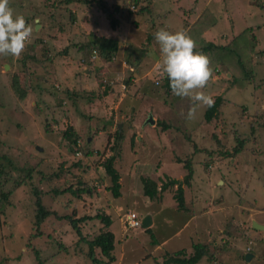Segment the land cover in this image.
Here are the masks:
<instances>
[{"label":"rangeland","instance_id":"374dc122","mask_svg":"<svg viewBox=\"0 0 264 264\" xmlns=\"http://www.w3.org/2000/svg\"><path fill=\"white\" fill-rule=\"evenodd\" d=\"M72 1L10 0L14 13L25 18L33 33L19 58L0 56V155L12 157L18 168L32 169V184L25 193H15L0 211V264H37V256L43 264H92L86 252L80 254L79 237L68 221L50 218L41 227L42 235L31 238L36 231L30 193L36 190L43 206L59 216L109 217V229L118 237L112 264H162L161 253L148 256L150 237L172 235L187 222L191 225L173 240L172 250L164 248L167 253L184 248L189 258L194 254L192 245L200 244L215 263L203 258L197 264H264V0H139L151 15L132 17L138 27L125 21L126 8L137 10L127 6L131 0H104L110 8L121 6L124 13L119 20L128 22L114 31L94 0ZM65 8L78 15L82 31L75 30V35L69 33ZM202 11L210 17L204 18ZM198 17L202 22L197 28L192 23ZM60 21L67 25L62 33ZM188 24L193 26L190 36L194 34L202 46L229 44L227 49L232 51L203 89L214 101L222 100L210 122L204 118L207 107H199L194 120L185 119L191 101L168 93L157 67L160 52L154 33L161 28L186 32ZM89 34L122 43L114 63H104L97 56L88 59V53L81 56L73 48L66 56L61 53L70 40ZM149 35L152 40L144 50ZM37 39L52 50V61L36 67V73L22 72L20 59L31 52L29 46ZM127 42L138 50L127 49ZM33 52L40 58L41 45ZM238 56L246 69L250 67L248 80ZM82 58L90 64L82 63ZM210 62L214 63L213 57ZM3 64L9 66L7 70ZM13 75L28 91L22 102L10 90ZM150 117L154 125L147 123ZM162 124L170 127L164 130ZM69 127L80 141L83 156L68 149L63 132ZM85 152L93 155L85 157ZM110 156L119 160L114 163L122 192L118 199L99 167ZM188 161L193 169L190 186H183L188 212L176 205L177 212L172 211L174 186L155 198L164 200L158 224L147 232L126 229V213H137L141 220L143 213L160 210L158 201L143 196L141 180L151 179L159 187L170 180L182 181ZM79 180L86 188L80 197H53L55 189L78 188ZM252 222L263 230L253 229ZM79 228L89 241L107 230L97 219L80 223ZM246 254L252 256L249 262ZM95 257L107 261L98 250Z\"/></svg>","mask_w":264,"mask_h":264},{"label":"trees","instance_id":"16d2710c","mask_svg":"<svg viewBox=\"0 0 264 264\" xmlns=\"http://www.w3.org/2000/svg\"><path fill=\"white\" fill-rule=\"evenodd\" d=\"M96 2L97 8L101 10L108 18L109 21V26L110 28L114 31L119 27L121 23H128L125 21H131L134 27H138V24L136 21L132 20V17L141 16V15H151V11L144 8L140 7L141 4L139 3V0H131L128 2L130 6L132 5L134 8H137V10L132 12L129 10V7L126 8L127 15L125 17V21L119 20L122 19V14L124 13V10L122 9L121 6L115 5L112 8L108 6L104 0H94ZM66 4H71L73 1L72 0H64ZM79 3H84L87 4L85 1H79ZM67 13V18L69 23L67 24L70 28L69 33L82 31L81 27L79 26V21H78V15H75L74 13L71 12L70 9H64ZM134 12V13H133ZM62 13V12H61ZM63 16V14H61ZM65 15V14H64ZM204 18H209L210 13L204 12L203 15ZM202 22V18L197 20L195 22L196 27H200ZM65 24H62L61 21L58 24V30L62 33L65 32L66 26ZM192 28L188 30L187 34L190 36ZM76 33V32H75ZM75 35V34H74ZM80 35L75 39V42H71L64 47L63 55L66 56L68 51L73 48L76 54H81V56H85V53H88V59L96 58L102 60L104 63H114L115 58L118 57L117 54L121 51L122 49V43L119 42L116 38H99L98 36H95L94 34H89L88 36L84 37ZM191 39L195 42V49L194 51L200 52L203 55H205L209 60L213 57L214 63L210 62V67L213 65L214 67L212 68V72L214 73V69H217L216 66L219 65H225L226 61L231 58V52L227 49L229 46H216L212 43L207 44L202 46L201 42L198 40V38L195 36V39H193L192 36H190ZM200 39H202L200 37ZM77 40V42H76ZM152 40V36L149 35L146 38V44L147 46H144V50L147 49L148 46H150V42ZM43 42V43H42ZM203 42V39H202ZM42 49V53L40 58H36V55L34 54V50L36 46H40ZM127 49H131L132 51H137V47L132 45L131 43L127 42ZM255 45V41L250 44V48ZM247 48V47H246ZM246 48H242L244 50L243 53H246ZM29 49L31 52L26 53L24 55V58L20 59V69L22 72H31V73H36L38 66L42 65L43 62L45 63H51V57H49L50 54H52V50H50L49 46L47 43L44 45V40L42 39H37L34 41L33 47L29 46ZM210 50L212 52L208 53L206 55L207 50ZM241 51V50H240ZM60 53V54H61ZM214 54V55H213ZM250 54V52L248 53ZM80 56V57H81ZM239 58H236V61L238 64L242 66L244 69L243 76H245L246 80L249 78V73L251 70L249 69L250 67L245 68V65L243 64L242 58L238 56ZM82 63L89 65L90 63L85 59L82 58L81 60ZM31 65H30V64ZM2 65V69L3 66ZM249 66V64L247 65ZM44 67V66H43ZM217 72V71H216ZM219 73V72H218ZM218 75V74H216ZM32 79V77H31ZM164 87L167 89L168 93H172L170 85H169V80L167 79L166 76H164ZM233 79V83H235L236 79ZM253 79V78H251ZM10 90L12 94L17 98L18 101L22 102L24 101L27 96H28V91L21 86L19 77L17 75H13L11 80H10ZM31 90H34L32 87ZM68 92H66L67 94ZM220 98H216L214 101V104L212 107H207L205 113H204V118L206 122H210L213 117L216 115L218 111V107L220 106L221 103ZM163 123V122H162ZM164 127V130H167L170 125L168 124H162ZM71 127L67 128L63 132V138L67 141L68 144V149L70 152L75 153V154H83L81 153L82 151V146L80 145V141L78 137L75 135L74 131ZM116 133L118 134V129L116 130ZM98 153V152H96ZM236 154L240 153V150H235ZM85 157H90L92 156V152H85ZM223 155V154H222ZM114 162H115V157L110 156L102 162L99 167L104 169L105 175L110 179L111 186L109 187V191L111 192L113 198H119L120 197V184H119V179L120 176L117 172V170L114 168ZM177 163H182L180 160L177 161ZM186 175L184 176L182 181H176V180H170L167 183H164L161 185V189L158 191L157 184L151 180V179H145L143 178L141 180L142 182V194L143 196L147 197L150 200H154L155 198L159 197V192H165L169 191L170 188H173L174 186H177V189L174 191L173 199L176 202V206L178 210L188 212V208L185 202L184 198V190L183 186H190L191 180L193 178V169L191 167L190 161L187 162V164L183 165ZM32 169L30 168H18L16 166L15 160L7 155H0V211H3L5 207L10 204V199H12L13 195L18 192L25 193L24 191L26 188L31 186L32 184ZM16 174H19V178H14ZM58 174H54V177H58ZM79 186H82L83 183L79 180L77 182ZM74 188L75 186H69L68 188H64L62 190L55 189L52 191L53 197H59L63 195H70L72 197H80L81 194H84L86 191V188ZM32 196V206L35 209V212L33 213L34 215V223H33V228L35 229L36 233L31 236L32 239L39 238L40 235H42L41 227L42 225L50 218L57 219L59 221H68L70 224L71 228L75 231L76 235L79 237V241L76 242V245H78L79 249H81L82 254L86 252L87 254V259L90 260L92 264H112L115 262V257L113 255V252L115 251V246L118 243V237L116 236L115 233H113L109 227L111 224L110 218L102 215V214H97L93 217L91 216H84L82 218L76 219L72 216H59L56 211L54 210H48L43 206V201L41 197V193L36 190V192L30 193ZM30 199V200H31ZM127 214V213H126ZM100 220L104 226L106 227V232L100 233L98 236L93 238L92 240L86 239L84 236H82L81 230L79 228V224L86 222V221H91V220ZM150 229H147L149 231ZM81 242V243H80ZM155 244V241L153 242ZM83 246V247H82ZM192 249L194 250V254L190 255L189 258L187 257L186 251L184 249L179 250L177 252H174L172 254H166L164 256V260L162 264H197L205 258L207 261L211 263H215V257L211 256V254L207 255L204 246H201L200 244H193ZM96 250L99 251V253L107 259L106 262H103L95 257ZM214 250L211 249L210 253L213 252ZM85 255V254H84ZM37 258V264H43L42 261L39 260L38 256Z\"/></svg>","mask_w":264,"mask_h":264},{"label":"clouds","instance_id":"9594fccd","mask_svg":"<svg viewBox=\"0 0 264 264\" xmlns=\"http://www.w3.org/2000/svg\"><path fill=\"white\" fill-rule=\"evenodd\" d=\"M32 33L33 27L22 15L14 13L10 0H0V56L19 58ZM154 38L160 52L157 67L169 80L172 94L191 101L192 106L185 119L192 121L199 107H212L214 104L213 98L203 91L212 77L210 60L194 51L195 42L184 31L170 32L161 28L154 33ZM128 70L134 72L132 67Z\"/></svg>","mask_w":264,"mask_h":264},{"label":"crops","instance_id":"0c3cea01","mask_svg":"<svg viewBox=\"0 0 264 264\" xmlns=\"http://www.w3.org/2000/svg\"><path fill=\"white\" fill-rule=\"evenodd\" d=\"M201 14H203V11L201 12ZM201 14L199 15V17L201 16ZM211 15V14H210ZM199 17H198V19H199ZM197 18H196V20L192 23V24H194L197 20H198ZM192 24L191 25H189L188 27H187V29H186V32L188 31V30H190L191 28H193V26H192ZM201 35H202V39H203V36L205 35V32H204V29H203V31L201 32ZM201 37V36H200ZM193 39H195V35L193 34ZM127 51V50H126ZM158 61H159V59H158ZM155 63V62H154ZM129 64H130V62H129ZM131 66H133V65H131ZM139 68H140V66L138 67V70H139ZM152 70H154V69H152ZM139 140V141H138ZM138 140H137V142L139 143H141L142 142V140H141V138H138ZM119 159V158H118ZM119 160H116L115 159V162L114 163H116L117 164V162H118ZM183 178H181V180H182ZM176 181H180V180H176ZM156 184H157V182L156 181H154ZM119 184H120V179H119ZM161 185H162V183H161ZM120 186H121V184H120ZM157 187H158V191L161 189L158 185H157ZM121 189V188H120ZM184 190V192H185V189H183ZM165 192H167V191H165ZM164 193V192H163ZM162 193V194H163ZM166 194V193H165ZM185 194V193H184ZM164 195V194H163ZM122 196V192H120V197ZM119 197V198H120ZM184 198H185V195H184ZM172 199H173V196H172ZM174 200V199H173ZM152 201V200H151ZM153 201H158L159 202V204H160V210L158 211V212H152V211H147L146 212V214H149L151 217H152V220H153V222H152V225H151V227L150 228H148V229H151V228H153L154 227V225L155 224H158L159 223V220H158V215L163 211V204H162V202L164 203V200H162L161 198L160 199H158V200H153ZM175 201V200H174ZM176 203V202H175ZM174 202H173V207L171 208L172 209V211L173 212H177V208H174V207H176V206H174V205H176ZM149 205H157V206H159L158 204H155V202H151ZM136 215H137V218H139L138 217V214L137 213H135ZM144 215L143 216H145L146 214L145 213H143ZM140 220V219H139ZM190 221H192V220H190ZM190 222H187V223H185V224H182L181 226V229H179L177 232H174V233H172V235H169V236H167V237H165L164 235H160V234H156V236H151L150 238H151V240H150V243H151V251L149 252V255L148 256H153V255H155V254H159V253H161V255H163V256H166V254H168L167 252H166V250H164V248H166V249H168V250H172V248H173V246L175 245H171V243L173 242V240L174 239H177L179 236H180V234L182 233V230L185 228V229H187L191 224H189ZM143 230V229H142ZM145 232H146V230H144ZM155 241V244H153V242ZM179 246V245H178ZM185 247L186 246H188V245H184ZM179 248V247H178ZM182 249H184V248H182ZM182 249H179V250H182ZM179 250H177V251H179ZM176 251V252H177ZM163 252V253H162ZM164 252H166V253H164ZM171 252H174V251H171ZM172 254V253H171ZM160 255V254H159ZM136 264V263H135Z\"/></svg>","mask_w":264,"mask_h":264},{"label":"water","instance_id":"95a60500","mask_svg":"<svg viewBox=\"0 0 264 264\" xmlns=\"http://www.w3.org/2000/svg\"><path fill=\"white\" fill-rule=\"evenodd\" d=\"M36 27H38V26H36ZM8 67H9L8 65H5L4 66L5 70H7ZM147 123L150 125L155 124L154 120L151 117L148 118ZM140 221H141L140 226L143 230H147L148 228H150L152 225V222H153L152 217L149 214H146L145 216H143ZM252 228L255 230H263V227L261 225L257 224L256 222H252ZM251 257H252L251 254H246L245 261L249 262Z\"/></svg>","mask_w":264,"mask_h":264},{"label":"built area","instance_id":"2783aa9c","mask_svg":"<svg viewBox=\"0 0 264 264\" xmlns=\"http://www.w3.org/2000/svg\"><path fill=\"white\" fill-rule=\"evenodd\" d=\"M124 225L126 229H136L140 228V221L135 213H128L124 219Z\"/></svg>","mask_w":264,"mask_h":264}]
</instances>
